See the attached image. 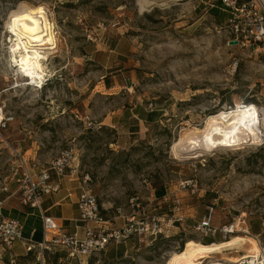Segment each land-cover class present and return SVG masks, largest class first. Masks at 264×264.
I'll return each instance as SVG.
<instances>
[{
  "label": "rangeland",
  "instance_id": "374dc122",
  "mask_svg": "<svg viewBox=\"0 0 264 264\" xmlns=\"http://www.w3.org/2000/svg\"><path fill=\"white\" fill-rule=\"evenodd\" d=\"M214 4L166 0L142 9L136 0H0V101L12 118L0 131V186L18 190L23 161L48 166L74 140L80 176L89 175L103 216L111 219L119 208L131 214L138 195L146 210L165 218L156 239L111 245L125 248L124 256L109 260L103 252L88 264H166L187 240L201 242L194 227L210 202L217 204L215 225L248 217L261 231V137L172 149L209 115L264 107V50L230 44L223 21L212 16ZM22 5L43 6L57 38L41 89L27 85L9 53L14 37L6 22ZM151 110L161 114L155 122L139 120ZM88 122L101 127L87 131ZM157 188L165 190L162 200ZM174 198L181 201L180 221L172 217ZM248 231L237 235H256ZM242 252L201 264H229V253L238 259Z\"/></svg>",
  "mask_w": 264,
  "mask_h": 264
},
{
  "label": "built area",
  "instance_id": "2783aa9c",
  "mask_svg": "<svg viewBox=\"0 0 264 264\" xmlns=\"http://www.w3.org/2000/svg\"><path fill=\"white\" fill-rule=\"evenodd\" d=\"M217 6L212 7L223 15L224 20L221 29L229 37V43L235 42L233 46L239 48L251 49L252 51L264 50V0H216ZM13 63V62H12ZM237 61L233 64L236 69ZM13 67L18 70V67ZM46 76V75H45ZM48 80L44 77L40 86L41 89ZM30 83V81H26ZM34 87L35 85H28ZM1 94V92H0ZM6 104L0 101V131L6 128L11 119L5 113ZM257 108V116L261 122L259 134L261 144H264V107ZM100 124L88 122L86 129L96 130ZM78 149L72 140L66 148L61 150L46 167H41L37 174H32L30 168L37 167L35 164L29 168L23 161V172L19 182L18 192L19 203L22 206L37 209L42 218L43 238L38 247L43 254L45 251L62 250L67 257L76 260L78 264H88L91 257L98 256L106 252L111 245H126L131 240L142 241V237L156 239L163 234L162 222L164 216H158L152 211L146 210L142 206L138 195L130 200L135 207L131 214H124L122 210L116 209V214L111 219L102 215L97 196L90 188V177L88 174L80 176L78 164ZM50 171L58 176H68L70 178H79L80 193L77 200L79 212L78 222L83 228V236L71 234L62 228L56 219L44 215L41 209L43 196L51 191L49 186ZM172 217L180 221L182 218L177 216L181 210V201L179 198L172 200ZM216 203L210 202L204 213L200 216L194 227L200 234L201 239L216 238L230 239L240 231L250 234L247 218H232L230 222L222 225L214 224V213L216 212ZM116 217L124 220L123 225L119 227L111 226L110 221ZM170 220V219H169ZM260 232L253 236L259 246L258 254H238L239 261L229 264H264V213L259 217ZM24 224L20 219L13 217H1L0 219V249L3 252H11L16 242L23 241ZM30 250L31 247L27 246ZM42 256V255H41ZM42 258V257H41ZM8 264H17L16 257L9 254ZM38 264H45L39 259Z\"/></svg>",
  "mask_w": 264,
  "mask_h": 264
},
{
  "label": "bare ground",
  "instance_id": "6f19581e",
  "mask_svg": "<svg viewBox=\"0 0 264 264\" xmlns=\"http://www.w3.org/2000/svg\"><path fill=\"white\" fill-rule=\"evenodd\" d=\"M136 1L144 9L155 4L156 1L166 0ZM163 4L165 3L162 2L161 5ZM6 26L14 37L9 53L15 67H18L20 73L30 81L27 85L40 86L45 77L44 61L49 59L52 50L57 46L54 25L48 20L44 7L22 5L11 13ZM188 132L185 137L173 144L172 149L179 150L180 145L187 144V149L207 150L211 146H232L239 140L241 143L245 141L253 143L260 137L258 116L254 106L242 110L236 109L233 117H227L223 111L209 115L202 128H194ZM229 251L235 253L243 251L248 255L258 254L259 246L253 237L242 235H235L226 241L211 244L190 239L185 242L183 249L170 255L166 264H201L213 255ZM231 254L229 253L224 260L237 263L239 258Z\"/></svg>",
  "mask_w": 264,
  "mask_h": 264
},
{
  "label": "crops",
  "instance_id": "0c3cea01",
  "mask_svg": "<svg viewBox=\"0 0 264 264\" xmlns=\"http://www.w3.org/2000/svg\"><path fill=\"white\" fill-rule=\"evenodd\" d=\"M40 165L30 168L32 174H37ZM49 186L51 191L43 196L41 209L44 215L51 216L57 220L59 225L71 234L83 236V228L78 222L79 212L77 208V200L80 193L79 178H70L68 176H58L50 171ZM17 190L11 191L7 185L0 186V216L11 217V212L16 210L17 218L24 224L23 241L16 242L13 249L9 253H5L0 249V264H8L9 254L16 257L17 264H37L39 259L45 264H78L76 260L69 259L65 251L52 250L45 251L43 254L38 247V243L43 238L42 218L37 209H32L20 205ZM18 215L20 217H18ZM124 220L116 217L112 220L111 226L119 227L123 225ZM38 232L35 234V230ZM130 244V243H129ZM27 246H30L29 250ZM127 246V245H126ZM123 246V247H126ZM125 248H123L124 250ZM126 252V249L124 253ZM42 255V256H41ZM124 256L117 246L109 247L106 251V258L109 260L117 259ZM35 259H32V258ZM42 257V258H41ZM32 259V261H30Z\"/></svg>",
  "mask_w": 264,
  "mask_h": 264
},
{
  "label": "trees",
  "instance_id": "16d2710c",
  "mask_svg": "<svg viewBox=\"0 0 264 264\" xmlns=\"http://www.w3.org/2000/svg\"><path fill=\"white\" fill-rule=\"evenodd\" d=\"M210 11H211L213 17L217 18L220 21L221 20L222 21L224 20V17L220 14V12L216 9V7H212L210 9ZM247 104H249V103H247ZM160 115L161 114L158 113L155 110H151L149 112L145 111L144 114H142L141 116L139 115V120H142V121H144L146 123H152V122H155L157 120V117L160 116ZM86 130L87 131H90V132L93 131L92 129H89V128L86 129ZM260 149H264V146H262V148H260ZM155 195H156V197H157L158 200H162L164 198V196H165V190L163 188H157L156 191H155ZM20 216L18 215V217H20ZM1 217H6V216H2L1 215L0 216V219H1ZM11 217H17L16 210H13L11 212ZM247 219H248V227H249V229H251L252 232H254V234H258L259 233L258 232V228H256V226H254V223H251L250 222V220H249L248 217H247ZM37 232H38V230L36 229L35 230V233H34V237H35V234ZM226 240H228V239H222L220 237H216V238H204V239H201V243H203V244H211V243H214V242H222V241H226ZM181 249H182V247H181ZM122 251L124 252L125 249L124 250L122 249Z\"/></svg>",
  "mask_w": 264,
  "mask_h": 264
},
{
  "label": "water",
  "instance_id": "95a60500",
  "mask_svg": "<svg viewBox=\"0 0 264 264\" xmlns=\"http://www.w3.org/2000/svg\"><path fill=\"white\" fill-rule=\"evenodd\" d=\"M232 44H234L235 42H231Z\"/></svg>",
  "mask_w": 264,
  "mask_h": 264
}]
</instances>
